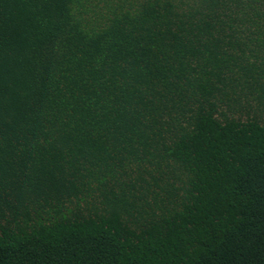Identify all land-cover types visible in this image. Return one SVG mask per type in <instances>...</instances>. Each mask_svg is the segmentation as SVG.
I'll use <instances>...</instances> for the list:
<instances>
[{"label":"trees","instance_id":"16d2710c","mask_svg":"<svg viewBox=\"0 0 264 264\" xmlns=\"http://www.w3.org/2000/svg\"><path fill=\"white\" fill-rule=\"evenodd\" d=\"M0 264H264V0H0Z\"/></svg>","mask_w":264,"mask_h":264}]
</instances>
